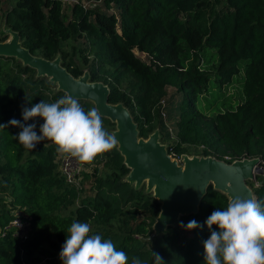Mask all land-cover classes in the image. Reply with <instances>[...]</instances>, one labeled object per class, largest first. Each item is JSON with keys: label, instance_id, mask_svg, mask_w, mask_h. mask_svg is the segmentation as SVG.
<instances>
[{"label": "trees", "instance_id": "16d2710c", "mask_svg": "<svg viewBox=\"0 0 264 264\" xmlns=\"http://www.w3.org/2000/svg\"><path fill=\"white\" fill-rule=\"evenodd\" d=\"M218 3L14 0L1 19L31 54L46 59L59 55L73 77L86 68L91 81L106 84L108 101L123 103L139 136L157 128L171 157L190 146L199 148L197 155L226 156V162L258 157L263 173L246 183L264 211V0H223L216 7ZM4 38L0 35V41ZM34 75L13 57L0 55V125H7L0 127V264H62L59 253L74 221L88 223L89 235L111 240L126 253L128 264L133 258L156 264L153 253L160 264H205L206 220L216 209H226L225 195L208 185L195 213L150 238L159 203L143 186L123 180L128 168L116 145L97 156L91 172H80L89 180L84 193L59 172L52 141L26 150L14 138L21 129L9 125L10 120L36 123L38 135L44 122L41 117L25 122L22 108L65 96L45 77ZM233 82L240 86L236 100L224 95ZM79 103L85 112L93 108L88 101ZM101 118L110 134L113 124ZM16 216L27 221L24 238L7 227ZM191 220L200 227L186 230ZM47 257L56 259L44 262Z\"/></svg>", "mask_w": 264, "mask_h": 264}, {"label": "water", "instance_id": "95a60500", "mask_svg": "<svg viewBox=\"0 0 264 264\" xmlns=\"http://www.w3.org/2000/svg\"><path fill=\"white\" fill-rule=\"evenodd\" d=\"M0 35V55L13 57L21 65L35 72V77H45L56 86V91L78 100L92 103L109 120L116 137L115 149L128 168L123 180L135 188L144 186L159 203V211L151 225L150 238L161 235L168 227L178 224L181 216L195 213L208 185L224 194L227 204L234 198L254 200L247 181L263 173L258 157L240 158L226 162L210 155H183L178 163L166 151L154 129L145 138L139 136L136 124L122 102L108 101V87L101 81H91L87 70L73 77L61 64L59 55L46 59L31 54L19 41L18 34L5 27Z\"/></svg>", "mask_w": 264, "mask_h": 264}, {"label": "clouds", "instance_id": "9594fccd", "mask_svg": "<svg viewBox=\"0 0 264 264\" xmlns=\"http://www.w3.org/2000/svg\"><path fill=\"white\" fill-rule=\"evenodd\" d=\"M25 122L41 117L38 135L36 123L25 124L12 119L9 125L21 129L14 136L26 150H33L42 141H52L56 151L75 158L81 165L91 164L112 150L116 137L103 127L100 112L91 108L87 112L78 99L65 95L54 103L41 102L22 108ZM7 125H0L5 127ZM210 237L204 242L205 264H264V211L255 200L234 198L225 210L216 209L206 220ZM216 225L218 230H213ZM183 226V225H182ZM200 227L195 220L186 230ZM59 253L62 264H128V256L118 251L111 240L90 233V225L74 221ZM156 264L161 258L153 253ZM132 264H143L133 258Z\"/></svg>", "mask_w": 264, "mask_h": 264}, {"label": "rangeland", "instance_id": "374dc122", "mask_svg": "<svg viewBox=\"0 0 264 264\" xmlns=\"http://www.w3.org/2000/svg\"><path fill=\"white\" fill-rule=\"evenodd\" d=\"M14 0H0V19H1V14L7 9L9 8L10 4L13 3ZM223 0H220V3L217 4L216 7H219L221 4H222ZM65 4H67V2H64ZM64 4V5H65ZM3 28V25H2V19H1V22H0V33H1V30ZM135 55H137L139 58L143 59V55L138 53L136 50H133ZM83 71H86V68L83 69ZM242 75V72L240 71L238 74L234 75L233 79L234 80H237L238 78H240ZM50 86L53 87L52 89H55L56 86L52 83H50ZM238 89H240V86L238 85L237 82H233L231 85H229L228 87H226V89H224V95H230L231 96V99L233 100H236L239 98L238 96ZM173 89H169L170 92H172ZM78 101H81V100H78ZM178 102H179V99L177 98L174 105H173V111L174 113H177L178 111ZM81 106L83 107L82 103H80ZM203 104V99L202 97L198 99L196 105L198 108H201V105ZM83 109H85L83 107ZM168 127L170 129V131L172 132V135H171V139L174 138V133H173V130L171 129V124L168 123ZM156 129V128H155ZM157 134L159 137H161V134L159 133V131H157ZM160 141H161V138H159ZM165 145L167 143H164ZM187 150H184L182 153H180L178 156H174L173 158L178 162V163H181V157L183 155H187V156H192V155H197L195 153H199V148H193L192 146L186 148ZM61 155L58 153V156ZM58 161V160H57ZM92 163L91 164H85V168H84V171H88V172H91L92 171ZM97 169H100V165L97 166ZM82 180V192H87L88 191V185H89V180L88 179H84V178H81ZM132 185V184H131ZM144 187V186H143ZM56 259V257H47V258H43L42 260L44 262H53L54 260Z\"/></svg>", "mask_w": 264, "mask_h": 264}, {"label": "built area", "instance_id": "2783aa9c", "mask_svg": "<svg viewBox=\"0 0 264 264\" xmlns=\"http://www.w3.org/2000/svg\"><path fill=\"white\" fill-rule=\"evenodd\" d=\"M160 105H163V100H160ZM161 117H164V112L160 109ZM227 157L224 156L223 161H227ZM58 170L63 175L65 181L71 184L75 188L81 187V175L80 172L84 171L85 164L81 165L78 160L63 155L57 156ZM7 227L13 229L15 234L25 237V232L28 227L27 221L20 219L18 216L13 217L12 220L7 224Z\"/></svg>", "mask_w": 264, "mask_h": 264}]
</instances>
